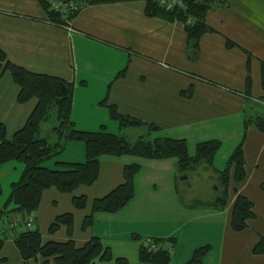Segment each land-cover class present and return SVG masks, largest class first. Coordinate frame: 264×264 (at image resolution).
<instances>
[{
    "label": "crops",
    "instance_id": "1",
    "mask_svg": "<svg viewBox=\"0 0 264 264\" xmlns=\"http://www.w3.org/2000/svg\"><path fill=\"white\" fill-rule=\"evenodd\" d=\"M145 4L146 0H86L68 27H61L47 21L38 0H0V50L10 63L69 85L70 119L78 130L105 126L130 142L139 137L183 139L190 155L202 141L219 140L220 148L210 163L186 172L178 170L174 158L103 157L91 185L72 193L53 187L43 191L32 214L33 227L42 243L64 242L69 238L64 227L55 233H49L48 227L57 215L70 212L77 247L97 237L114 258L124 257L129 264H149L138 260V249L147 237L172 241L166 242L172 264L185 263L201 246L209 247L201 264H264V255L251 251L264 238L260 188L264 131L253 124L243 126L246 117L264 118V0H223L213 5L204 16L210 30L200 36L197 50L187 42L183 22L147 16ZM18 92L10 73L0 72V124L7 139L24 125L37 103L36 98L18 102ZM110 107L140 124L121 126L110 117ZM44 124L41 136L53 142L52 130L42 135ZM226 142L228 147L223 145ZM240 142L245 175L234 181V165L229 167L226 200L220 207L217 201L224 186L219 173ZM84 159L83 143L68 141L43 165L54 168L55 161ZM134 162L140 170L134 178L133 198L115 213H95L92 225L82 229L92 201L121 184L123 167ZM22 169L16 161L0 165V211ZM238 195L252 203L254 217L236 232L230 220ZM74 196H85L86 206L76 209ZM26 217L12 212L0 219V236L4 235L0 264H23L14 238L18 229L26 228L20 223ZM10 222L17 223L12 230ZM48 261L54 264L52 257ZM28 264H43V259L32 258Z\"/></svg>",
    "mask_w": 264,
    "mask_h": 264
},
{
    "label": "trees",
    "instance_id": "2",
    "mask_svg": "<svg viewBox=\"0 0 264 264\" xmlns=\"http://www.w3.org/2000/svg\"><path fill=\"white\" fill-rule=\"evenodd\" d=\"M62 2L74 1L78 8L64 12L53 7L49 0H38L44 10L47 21L56 26L68 27V23L76 16L82 3L86 0H56ZM181 5L170 9L160 5L156 0H146L144 12L147 16H158L167 20H179L184 23L187 42L192 49H198L200 36L209 31L204 16L208 9L223 0H180ZM227 46L231 44L226 42ZM8 71L12 81L18 85V102L36 98L37 103L28 116L24 125L13 133L11 139L6 138V131L0 124V165L9 161H16L23 165L22 172L17 181L10 184V193L0 219H4L12 212L23 213L31 219V227L18 229L14 243L23 260L28 264L29 259L40 257L43 264L53 258L54 264H95L98 261L114 264H129L124 257L114 258L109 247L104 246L99 238L91 237L83 246L77 247L72 239L74 223L70 212L57 215L48 227L49 233H55L61 227L65 228L69 237L64 242L48 241L42 243L41 235L33 227L32 214L38 208L42 192L48 188H56L61 193H72L79 186L91 185L98 177L99 163L103 157H121L131 155L142 159L158 160L174 158L178 170L186 172L195 169L203 163H210L220 148V141L216 139L202 141L196 144L195 153L190 155L183 139L167 136L155 137L145 140L139 137L133 142L121 135L114 134L105 129L97 131L78 130L70 119L72 98L69 85L60 78L37 74L18 67L6 60L5 54L0 50V72ZM249 79H247V85ZM261 85L264 89V65L261 71ZM65 92H62V88ZM191 94V89L188 94ZM55 113L57 124L51 130L56 137L53 142L41 136V126L46 123L51 112ZM110 117L119 122L121 126L140 124L139 121L120 115L110 107ZM253 124L260 131H264V118L257 116L245 118L244 129ZM151 129L157 127L150 126ZM68 141L81 142L84 145L85 159L83 162L55 161L54 168H47L43 163L59 155ZM240 142L229 155L225 168L219 173L220 182L224 186V193L218 199L217 206L223 207L226 200V188L229 176V167L234 165L233 180L239 181L244 175V160ZM140 170V164L130 163L123 167V182L102 197L92 201L91 213L83 218L82 229L90 227L93 215L97 212L115 213L122 209L134 196V178ZM264 191V183L260 185ZM2 193L0 185V195ZM72 204L76 209L86 206L85 196H74ZM252 203L245 197L238 195L234 203L230 226L233 231H241L247 227V221L254 217ZM24 226V220L20 222ZM19 223V224H20ZM17 224V223H16ZM0 236V246L4 240ZM157 242H170L158 240ZM208 246H201L193 250L190 258L183 264H201ZM252 253L264 255V238H260L252 247ZM138 260L149 264H172L170 249L159 248L149 250L140 245Z\"/></svg>",
    "mask_w": 264,
    "mask_h": 264
},
{
    "label": "built area",
    "instance_id": "3",
    "mask_svg": "<svg viewBox=\"0 0 264 264\" xmlns=\"http://www.w3.org/2000/svg\"><path fill=\"white\" fill-rule=\"evenodd\" d=\"M50 3L53 5V7H57L60 10L67 12L68 10H76L78 8V5L74 1H68V2H62V1H56V0H49ZM160 5L165 6L167 9L172 8L175 5H181L180 0H156ZM25 226L31 227V219L29 217L25 218ZM16 225V222H10L8 229L12 230L14 229ZM142 245L144 247L148 248L149 250H157L159 248L163 249H170V245H167L166 243L157 242L153 238H145L142 241Z\"/></svg>",
    "mask_w": 264,
    "mask_h": 264
},
{
    "label": "rangeland",
    "instance_id": "4",
    "mask_svg": "<svg viewBox=\"0 0 264 264\" xmlns=\"http://www.w3.org/2000/svg\"><path fill=\"white\" fill-rule=\"evenodd\" d=\"M54 124L56 125V124H57V121L55 120V113H54V111H52L51 114H50V117H49L48 121H47V122L44 124V126H43L42 135L45 134L44 132L51 131V128H52V126H53ZM55 125H54V126H55ZM132 139H133V138H132ZM223 145H226V146L228 147L229 143L226 142V143L223 144ZM223 145H222V148H223ZM222 148H221V149H222ZM222 150H223V149H222ZM182 175H183V174H181V176L179 175V176H180L179 179L182 178ZM148 238H150V237H148ZM153 239H154V238H153ZM143 240H144V239H143ZM143 240H142V241H143Z\"/></svg>",
    "mask_w": 264,
    "mask_h": 264
},
{
    "label": "water",
    "instance_id": "5",
    "mask_svg": "<svg viewBox=\"0 0 264 264\" xmlns=\"http://www.w3.org/2000/svg\"><path fill=\"white\" fill-rule=\"evenodd\" d=\"M62 92H63V93L65 92V88H64V87L62 88Z\"/></svg>",
    "mask_w": 264,
    "mask_h": 264
}]
</instances>
